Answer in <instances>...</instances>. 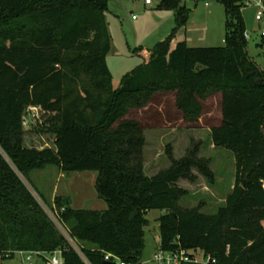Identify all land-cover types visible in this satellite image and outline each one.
<instances>
[{
	"label": "trees",
	"instance_id": "16d2710c",
	"mask_svg": "<svg viewBox=\"0 0 264 264\" xmlns=\"http://www.w3.org/2000/svg\"><path fill=\"white\" fill-rule=\"evenodd\" d=\"M109 1L0 0V257L58 250L62 264H118L116 258L142 264L146 215L157 209L163 211L159 248L209 255L210 264H264V68L247 53L241 0H220L224 45L160 41L117 86L106 63ZM179 2L160 5L177 8L178 26L187 21ZM219 91L221 121L212 138L237 161L225 203L207 214L180 206L185 191L177 186L191 178L193 167L206 172V160L194 151L180 161L170 156L168 168L146 175V126L129 112L145 108L156 94L174 93L182 119L196 122L201 101ZM29 104L57 112L41 131L53 135L54 147L23 145L22 113ZM50 167L94 172L106 208L76 209L64 195L51 200L33 175ZM33 192L55 211L79 252Z\"/></svg>",
	"mask_w": 264,
	"mask_h": 264
},
{
	"label": "rangeland",
	"instance_id": "374dc122",
	"mask_svg": "<svg viewBox=\"0 0 264 264\" xmlns=\"http://www.w3.org/2000/svg\"><path fill=\"white\" fill-rule=\"evenodd\" d=\"M160 5L161 0H151L149 5L144 0L109 1L105 17L111 44L106 63L115 86L123 75L142 63L145 50L153 48L160 41L169 40L171 45H175L184 40L190 47L224 45L225 9L220 0H180L179 6L187 10V21L179 26L176 22L177 8ZM255 12L253 6L241 9L248 34L246 50L252 61L264 68V46L260 45L259 32L264 27V15L262 22L258 23ZM201 106L198 120L187 122L182 119V112L174 103V93H160L145 108L131 110L129 116L146 126L143 148L146 175L152 176L168 168L171 165L170 156L180 161L194 151L197 158L206 160V172L193 167L190 179L177 181V186L185 191L178 203L184 208H196L211 214L225 203L233 188L237 156L227 146L215 144L212 138V127L221 121L220 91L202 100ZM56 116V111L43 109L37 104L27 105L22 113L23 145L39 150L54 147L53 135L41 131L46 130L51 125V119ZM33 175L37 185L46 191L51 200L54 195H64L70 198L71 206L76 209L106 208V202L97 195L95 173L92 171L63 174L50 167L36 171ZM33 194L68 242L75 247L66 229L56 219L55 211L46 207L36 193ZM162 213L161 210L152 209L146 215L148 224L144 228L142 264H154L152 256L160 242L158 217ZM44 253L49 256L53 252ZM0 264H21V260L14 254L12 258L0 257Z\"/></svg>",
	"mask_w": 264,
	"mask_h": 264
},
{
	"label": "built area",
	"instance_id": "2783aa9c",
	"mask_svg": "<svg viewBox=\"0 0 264 264\" xmlns=\"http://www.w3.org/2000/svg\"><path fill=\"white\" fill-rule=\"evenodd\" d=\"M146 5L151 4V0H144ZM207 5V3H205ZM242 8L253 6L256 9L255 20L261 23L264 15V4L262 0H241ZM134 18V17H133ZM260 37H264V27L259 29ZM244 37L247 39L248 34L244 32ZM74 247V246H73ZM78 252V248L74 247ZM15 255L20 257L21 264H62V258L60 251H55L49 256H46L42 251H23L19 250L14 252ZM111 257L110 254H105L104 260L107 261ZM152 260L154 264H181L185 262L199 263V264H210L214 263L215 260L209 255L191 253L188 250L177 249L175 251H165L161 248L153 253ZM118 264H125L121 260L116 258ZM88 264V263H87Z\"/></svg>",
	"mask_w": 264,
	"mask_h": 264
},
{
	"label": "crops",
	"instance_id": "0c3cea01",
	"mask_svg": "<svg viewBox=\"0 0 264 264\" xmlns=\"http://www.w3.org/2000/svg\"><path fill=\"white\" fill-rule=\"evenodd\" d=\"M172 47L174 46V45H171Z\"/></svg>",
	"mask_w": 264,
	"mask_h": 264
}]
</instances>
